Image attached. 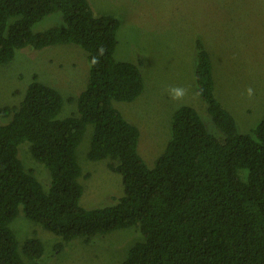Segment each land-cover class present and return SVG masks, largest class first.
Returning <instances> with one entry per match:
<instances>
[{
    "label": "trees",
    "instance_id": "16d2710c",
    "mask_svg": "<svg viewBox=\"0 0 264 264\" xmlns=\"http://www.w3.org/2000/svg\"><path fill=\"white\" fill-rule=\"evenodd\" d=\"M56 11L62 24L32 30ZM119 25L111 13L94 14L88 0H0V64L23 47L69 43L83 49L88 63L84 88L66 98L75 105L68 115L60 117L61 93L36 74L16 105L0 106V264H42V241L28 237L19 245L9 227L19 212L64 241L89 243L138 229L140 238L120 264H264V116L246 132L237 130L214 93L210 55L196 39L195 91L221 137L192 106L180 105L163 152L148 167L138 153V127L113 104L133 101L144 87L141 61L114 57ZM90 125L86 157L107 159L123 193L115 203L87 208L79 202L76 152ZM23 143L46 168V186L18 156Z\"/></svg>",
    "mask_w": 264,
    "mask_h": 264
},
{
    "label": "rangeland",
    "instance_id": "374dc122",
    "mask_svg": "<svg viewBox=\"0 0 264 264\" xmlns=\"http://www.w3.org/2000/svg\"><path fill=\"white\" fill-rule=\"evenodd\" d=\"M88 2L94 14L111 13L120 21L114 57L133 63L141 61L143 91L133 101L113 104L127 121L138 127L137 149L148 167L163 152L170 138L171 116L180 105L192 106L206 128L221 137L195 91L196 39L210 55L214 93L234 117L237 130L246 132L264 116V0ZM57 24H62L59 11L35 23L32 30ZM32 74L61 93L65 99L60 112L63 117L75 109L66 98L84 88L88 63L83 49L71 43L18 49L11 61L0 64V106L16 105ZM169 87L184 88L183 99L173 100L168 95ZM249 88L253 90L251 96L247 93ZM0 120L4 122L5 118ZM91 130L90 125L76 152L83 185L79 202L87 208L115 203V196L123 193L121 176L108 169L107 159L91 161L86 157ZM18 156L46 186L49 174L31 159L27 143L19 146ZM9 227L19 245L28 237L42 241L44 250L38 259L42 264H120L129 247L140 238L138 229L121 228L96 235L89 243L77 237L64 241L22 212Z\"/></svg>",
    "mask_w": 264,
    "mask_h": 264
},
{
    "label": "clouds",
    "instance_id": "9594fccd",
    "mask_svg": "<svg viewBox=\"0 0 264 264\" xmlns=\"http://www.w3.org/2000/svg\"><path fill=\"white\" fill-rule=\"evenodd\" d=\"M104 49L103 47H100L98 49V53L99 55H103ZM98 56L97 57H93L92 59V65H95L96 63H98ZM168 91V95L173 99V100H180L183 99V97L186 94V90L182 87H169L167 89ZM247 93L249 96H251L253 94V90L251 88L247 89Z\"/></svg>",
    "mask_w": 264,
    "mask_h": 264
}]
</instances>
